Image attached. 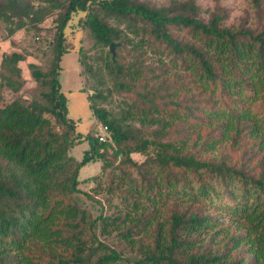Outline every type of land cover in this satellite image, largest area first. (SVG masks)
<instances>
[{"label":"trees","instance_id":"obj_1","mask_svg":"<svg viewBox=\"0 0 264 264\" xmlns=\"http://www.w3.org/2000/svg\"><path fill=\"white\" fill-rule=\"evenodd\" d=\"M43 1L0 0L8 36L56 22L48 68L28 65L41 100L4 102V85L22 87L23 56L1 60L0 264H264V25L227 26L221 8L196 0ZM68 27L88 29L99 50L121 43L96 58L101 68L79 60L125 97L117 111L89 104L105 141L67 114L58 77ZM84 140L77 160L70 150ZM92 160L118 198L94 217L75 197ZM113 233L115 246L99 239Z\"/></svg>","mask_w":264,"mask_h":264},{"label":"rangeland","instance_id":"obj_2","mask_svg":"<svg viewBox=\"0 0 264 264\" xmlns=\"http://www.w3.org/2000/svg\"><path fill=\"white\" fill-rule=\"evenodd\" d=\"M36 6L44 5L43 0H31ZM156 6L168 4L171 0H148ZM203 10L216 11V8H221L225 13L224 23L227 26H238L242 23L248 26H255L257 23L264 25V0H258L260 12L256 10L253 0H196ZM201 15L208 17L206 12ZM55 16L47 17L41 24L42 30H18L13 35L8 36L6 25L0 20V73L7 74L5 69L1 66L3 57L10 55L13 52L20 53L23 60L18 62L21 69V77L19 81L22 82V87L18 92H13L6 85L3 86V100L9 102L15 97H22L25 101H30L33 98L42 99V88L33 80L29 63L39 65L42 70H46L49 66L51 52L47 46V41L53 38L55 31ZM67 39L71 43L70 52L64 53L61 56L59 83L60 89L67 97V114L68 117L74 120L76 130L81 134L91 132L93 134L101 133V123L93 116L90 103L100 105L106 109H113L117 111L123 104L125 97L114 91H109L112 87L103 70L100 76H91L84 72L83 66L80 65L79 60L84 53L89 57L88 61L95 66L101 68L102 62L100 55L102 51L108 50V47L99 50L100 48L93 47V39L88 29H79L73 31L71 28L66 29ZM95 62H97L95 64ZM101 91L102 97H93L88 100V97L94 93ZM88 149V142L81 141L78 145L70 150V154L77 160H81L84 152ZM132 158L141 162L145 159V155L140 153H132ZM102 163L99 160H92L84 164L79 170V189L81 192L75 194L76 199L85 207L91 216H96L103 209H107V198L112 203H117L118 198L111 196L106 192L105 185L106 173L101 172ZM92 180H89L92 178ZM94 177H96L94 179ZM101 185L100 192L95 191L96 185ZM84 192L92 194L93 199H89ZM214 210V211H213ZM210 211L216 213L217 211L212 207ZM219 220L223 217L219 216ZM229 221L225 216L224 222ZM99 239L105 241L108 245L115 246L118 243L117 237L112 235H100ZM114 264H128L127 261L121 260Z\"/></svg>","mask_w":264,"mask_h":264},{"label":"built area","instance_id":"obj_3","mask_svg":"<svg viewBox=\"0 0 264 264\" xmlns=\"http://www.w3.org/2000/svg\"><path fill=\"white\" fill-rule=\"evenodd\" d=\"M101 133H98V140L99 141H105L107 138V135L109 134V131L107 130V127L100 125Z\"/></svg>","mask_w":264,"mask_h":264},{"label":"water","instance_id":"obj_4","mask_svg":"<svg viewBox=\"0 0 264 264\" xmlns=\"http://www.w3.org/2000/svg\"><path fill=\"white\" fill-rule=\"evenodd\" d=\"M120 44H121L120 42H116V43L113 42L109 44L108 49L112 53L113 56L115 55V48L120 46Z\"/></svg>","mask_w":264,"mask_h":264}]
</instances>
